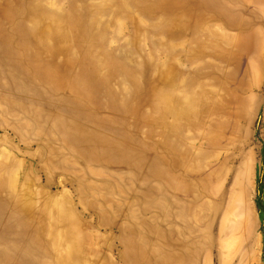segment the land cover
<instances>
[{
    "label": "rangeland",
    "instance_id": "374dc122",
    "mask_svg": "<svg viewBox=\"0 0 264 264\" xmlns=\"http://www.w3.org/2000/svg\"><path fill=\"white\" fill-rule=\"evenodd\" d=\"M0 264H264V0H0Z\"/></svg>",
    "mask_w": 264,
    "mask_h": 264
}]
</instances>
